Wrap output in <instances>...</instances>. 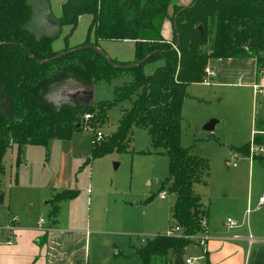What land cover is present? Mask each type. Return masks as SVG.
Returning a JSON list of instances; mask_svg holds the SVG:
<instances>
[{"label": "trees", "instance_id": "obj_1", "mask_svg": "<svg viewBox=\"0 0 264 264\" xmlns=\"http://www.w3.org/2000/svg\"><path fill=\"white\" fill-rule=\"evenodd\" d=\"M33 2L0 0V176L4 172L2 158L12 145L18 147L16 164L20 165L27 146H47L54 139L70 140L84 127V121L93 127L101 117L105 123L110 107L137 94L111 135L115 137L113 141L100 146L96 155L127 151L134 127H149L152 146L161 148L170 158L169 179L176 187L173 212L177 225L185 233L195 234L209 214L194 184L205 182L203 177L210 167L204 157L182 145V108L187 88L204 81L211 59L255 57L262 67L264 0H194L189 6H178L174 0H64L58 22L61 31L64 27L70 30L61 48L54 46L61 31L38 35L30 27ZM172 7L173 15L169 14ZM84 15L91 16L87 37L72 45L70 39ZM169 17L176 50L162 34L161 20ZM214 26L217 31L213 45L204 50L209 28ZM103 41L133 42L134 58L121 61L110 57L101 47ZM147 66L150 74L146 73ZM126 76L129 81L115 86L111 99L74 105L54 97L70 83L76 82V88L93 89L102 82ZM61 83L64 84L58 86ZM5 96L12 100V114L3 109ZM49 96L62 104L56 106ZM86 114L92 118L86 120ZM255 140L264 144L263 135H256ZM236 151L248 155L249 143ZM77 193L62 194L57 200L75 198ZM190 243L158 234L139 256L146 263L150 256L184 251Z\"/></svg>", "mask_w": 264, "mask_h": 264}, {"label": "rangeland", "instance_id": "obj_2", "mask_svg": "<svg viewBox=\"0 0 264 264\" xmlns=\"http://www.w3.org/2000/svg\"><path fill=\"white\" fill-rule=\"evenodd\" d=\"M193 1L174 0V3L178 6H189ZM173 12L172 7L169 9V14L173 15ZM89 17L84 15L80 19L73 34L76 43L86 39L90 25ZM161 25L164 38L174 47L173 23L170 17L161 20ZM60 31L58 29L56 34ZM209 31L208 42L202 47L204 50H210L212 47L217 27H210ZM106 42L118 43L119 49H124L122 52L124 55L130 51L124 45L125 42ZM54 46L61 48L63 44ZM262 54L261 52L260 55ZM146 73H151L150 66L146 67ZM214 78L208 85L203 82L191 84V88L195 89L196 92H194L199 96L192 98L188 92L186 99H190H185L182 115V145L204 157L209 163V174L203 177L205 181H208L210 171L218 162H222V157L227 152L222 147V141L219 140L220 129L225 128L224 123H218L212 132L204 130L207 122L218 120L228 113L227 99L218 101L220 96L210 95L214 93V87L211 85ZM129 79L130 77L126 76L114 79L111 83L102 82L98 86H93V89L76 88V82L70 83L72 86L58 87L61 92L54 97L57 101L63 100L74 105L93 104L99 100L111 99L114 86H121ZM49 98L56 106L62 104L51 96ZM136 98L137 94H134L130 99L110 107L105 123H102L101 117H98L99 123L93 127L84 121V127L74 133L70 140L54 139L47 146H27L19 159L20 165L16 164L18 157L16 144L4 153L2 158L4 172L0 176V244L10 239L11 231L6 227L12 224L13 218H18V221L14 222L17 226L35 225L42 218L47 222L52 220L54 211L56 214L59 209H63L65 214L69 210L71 214L77 212L80 221L84 223L91 208L93 221H96L98 226L112 227V231L119 233H137V236L117 239L115 248H112V252L116 253H112L115 260L113 261L112 257L111 264H174L171 250L166 256H150L149 262L146 263H143L139 256V252L154 238L152 235L167 234L173 226L177 225L172 208L177 201V195L172 192L173 184L169 179L170 158L161 148L156 149L152 146L150 128L134 127L132 140L129 139L127 143V151L96 155V152L101 150L100 146L113 141L115 137L111 138V135L117 129L124 111L131 109ZM98 132L103 133L102 138L99 137ZM117 145L119 143L115 144V148ZM239 153L241 157L243 155L247 157ZM116 164L119 165L118 168L115 167ZM215 174L214 171L212 177H216ZM16 177L17 181H15ZM203 186L202 182L194 184L200 196L205 194ZM88 189H90L89 192H87ZM77 191L75 198L64 199L73 200L72 207L68 201L57 200V197L62 194L72 196ZM163 192H166V197L162 199ZM94 208L100 211L96 212ZM226 212L233 214L230 209ZM95 213L99 215V218H94ZM102 215H107L108 219H111V215L113 216L108 226L100 222ZM196 233L198 234L199 231ZM190 245H199V243L194 239L191 240ZM188 256L189 253L186 251L185 257ZM198 262L200 263L195 261V264Z\"/></svg>", "mask_w": 264, "mask_h": 264}, {"label": "crops", "instance_id": "obj_3", "mask_svg": "<svg viewBox=\"0 0 264 264\" xmlns=\"http://www.w3.org/2000/svg\"><path fill=\"white\" fill-rule=\"evenodd\" d=\"M63 1H34L32 30L38 35L56 33ZM89 19L91 22V16ZM69 30L64 27L54 45L64 46L63 38ZM73 36L70 43L78 44ZM124 45L130 49L127 55L122 53L124 49H119L118 43L101 42L102 49L110 57L131 60L135 54L134 43L125 42ZM208 65L216 71L211 84L214 93L210 95L220 96L218 101H228L227 115L218 119V123L225 124V128L220 129L219 140L227 152L222 162L210 171L208 181L203 183L204 196L194 188L208 210V218L198 230L200 236L207 235L208 239L205 245L186 247L183 258L188 251V257L194 258L192 264L195 261H200L198 264H264V205L259 207L264 192V156L250 159L243 155L237 160L238 166H232L234 154L238 152L236 149L250 143L256 132H264V61L260 67L255 57L223 58L211 59ZM194 91L190 84L187 92L192 98L199 96ZM214 171L216 177H212ZM165 197L161 195L162 199ZM64 201L72 207L73 200ZM228 209L232 215L226 212ZM62 210L56 214L54 211V218L46 220L41 228L39 220L35 225L17 226L14 244L3 241L0 244V264H111L112 253L116 254L112 248H115L117 239L137 236V233H119L112 231V227L98 226L93 221L91 208L84 223L77 212L71 214L69 210L65 214ZM94 218L99 215L95 213ZM228 218L237 221L238 225L228 226ZM13 219L18 221V218ZM112 220V215L111 219L102 215L100 222L108 226Z\"/></svg>", "mask_w": 264, "mask_h": 264}, {"label": "built area", "instance_id": "obj_4", "mask_svg": "<svg viewBox=\"0 0 264 264\" xmlns=\"http://www.w3.org/2000/svg\"><path fill=\"white\" fill-rule=\"evenodd\" d=\"M214 77H216V71L210 67L209 65L206 66L205 68V77H204V81L205 83L209 84L210 83V80H212ZM257 89V88H256ZM259 89V88H258ZM92 116L90 114H86L85 115V119H91ZM98 135L100 138H102L103 136V133L102 132H98ZM256 135H264V132L261 131V132H256V134L254 135L253 139L251 140V142L249 143V153L247 155L248 158L250 159H257V158H260V157H263L264 156V144H260L258 143L256 140H255V136ZM241 157V154L239 152H236L234 154V160L232 162V166L233 167H237L238 166V158ZM166 195V192H163L162 193V197H164ZM264 205V192L263 194L261 195L260 199H259V207L263 206ZM15 221H17V219H13V222L10 226H7L6 229L11 231V234H10V239L8 240V244L9 245H13L14 244V234L16 232V229H17V225L14 223ZM206 221V218H203L201 224L203 225ZM46 223V220L44 218H42L39 222V227L41 228L44 224ZM226 224L230 227H234V226H237L238 225V222L233 220L232 218H228L226 220ZM168 235L170 236H175V237H178V238H182V239H186V240H194L196 239L198 241V243L200 245H205L207 239H208V236L207 235H201L198 233L196 234H187L184 232V229L182 226L180 225H176L174 226L168 233ZM185 261V264H192L193 261H194V258L192 257H186L184 259Z\"/></svg>", "mask_w": 264, "mask_h": 264}, {"label": "water", "instance_id": "obj_5", "mask_svg": "<svg viewBox=\"0 0 264 264\" xmlns=\"http://www.w3.org/2000/svg\"><path fill=\"white\" fill-rule=\"evenodd\" d=\"M193 6H190V7H193ZM200 30L202 31V27L201 26H200ZM173 49L176 50L177 46H174ZM3 109L7 113L12 114L13 103H12V100L10 99L9 96H5V98H4ZM217 124H218V120H210L208 123L205 124L204 130L211 132V131H213L216 128ZM118 166H119L118 164L115 165L116 168H118ZM175 191H176V187L173 186L172 187V192L175 193ZM172 258H173V263L174 264H185V261H184V258H183V251L181 249L174 250L172 252Z\"/></svg>", "mask_w": 264, "mask_h": 264}, {"label": "flooded vegetation", "instance_id": "obj_6", "mask_svg": "<svg viewBox=\"0 0 264 264\" xmlns=\"http://www.w3.org/2000/svg\"><path fill=\"white\" fill-rule=\"evenodd\" d=\"M59 23V22H58ZM59 29H60V27H59ZM36 33V32H35ZM37 34V33H36ZM54 34H56V33H54Z\"/></svg>", "mask_w": 264, "mask_h": 264}]
</instances>
